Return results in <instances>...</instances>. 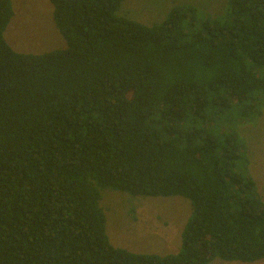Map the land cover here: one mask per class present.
Masks as SVG:
<instances>
[{
  "label": "trees",
  "instance_id": "16d2710c",
  "mask_svg": "<svg viewBox=\"0 0 264 264\" xmlns=\"http://www.w3.org/2000/svg\"><path fill=\"white\" fill-rule=\"evenodd\" d=\"M66 47L21 53L0 0V264H209L264 259V202L237 128L264 105V0L157 24L123 0H49ZM179 195L178 252L113 246L101 188Z\"/></svg>",
  "mask_w": 264,
  "mask_h": 264
},
{
  "label": "rangeland",
  "instance_id": "374dc122",
  "mask_svg": "<svg viewBox=\"0 0 264 264\" xmlns=\"http://www.w3.org/2000/svg\"><path fill=\"white\" fill-rule=\"evenodd\" d=\"M13 15L3 36L11 48L21 53L40 54L66 47L53 19L49 0H10ZM228 0H123L116 14L145 25L161 22L170 8L192 5L202 15L221 14ZM239 134L249 159L248 175L255 181L264 202V105L260 116L245 117ZM99 206L105 216L110 243L135 253L166 255L181 247V231L191 213L183 196H143L109 187L101 188ZM209 264H264L224 260L216 256Z\"/></svg>",
  "mask_w": 264,
  "mask_h": 264
}]
</instances>
